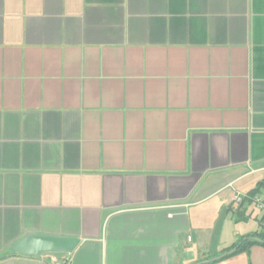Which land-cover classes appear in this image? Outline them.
<instances>
[{
  "label": "crops",
  "instance_id": "obj_1",
  "mask_svg": "<svg viewBox=\"0 0 264 264\" xmlns=\"http://www.w3.org/2000/svg\"><path fill=\"white\" fill-rule=\"evenodd\" d=\"M261 182L264 0H0V264H204Z\"/></svg>",
  "mask_w": 264,
  "mask_h": 264
},
{
  "label": "water",
  "instance_id": "obj_2",
  "mask_svg": "<svg viewBox=\"0 0 264 264\" xmlns=\"http://www.w3.org/2000/svg\"><path fill=\"white\" fill-rule=\"evenodd\" d=\"M75 244L76 240L72 238L29 234L19 240L12 249L19 254L41 256L48 252L70 253Z\"/></svg>",
  "mask_w": 264,
  "mask_h": 264
},
{
  "label": "trees",
  "instance_id": "obj_3",
  "mask_svg": "<svg viewBox=\"0 0 264 264\" xmlns=\"http://www.w3.org/2000/svg\"><path fill=\"white\" fill-rule=\"evenodd\" d=\"M262 188H264V182H261L255 189L248 192L247 195L244 196L242 201L239 203L240 209H238L236 213H239L240 216L243 215L244 214L243 211L244 209H242L243 204L250 203L252 197L257 193H259ZM253 245H260L264 247V227L260 228L257 231L240 235V237L233 244L221 250L220 255L215 260H210L204 264L219 261L221 259L231 257L241 252H248L250 247Z\"/></svg>",
  "mask_w": 264,
  "mask_h": 264
},
{
  "label": "built area",
  "instance_id": "obj_4",
  "mask_svg": "<svg viewBox=\"0 0 264 264\" xmlns=\"http://www.w3.org/2000/svg\"><path fill=\"white\" fill-rule=\"evenodd\" d=\"M244 196L237 195L235 197V201L240 203L242 201ZM253 201L256 203V205L263 211L264 210V201L257 195L253 196ZM264 226V223H263Z\"/></svg>",
  "mask_w": 264,
  "mask_h": 264
},
{
  "label": "rangeland",
  "instance_id": "obj_5",
  "mask_svg": "<svg viewBox=\"0 0 264 264\" xmlns=\"http://www.w3.org/2000/svg\"><path fill=\"white\" fill-rule=\"evenodd\" d=\"M259 208L256 207V210H258Z\"/></svg>",
  "mask_w": 264,
  "mask_h": 264
}]
</instances>
